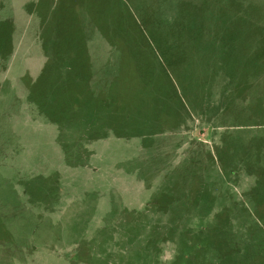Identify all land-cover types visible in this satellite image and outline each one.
I'll list each match as a JSON object with an SVG mask.
<instances>
[{"label": "rangeland", "instance_id": "rangeland-1", "mask_svg": "<svg viewBox=\"0 0 264 264\" xmlns=\"http://www.w3.org/2000/svg\"><path fill=\"white\" fill-rule=\"evenodd\" d=\"M0 264H264V0H0Z\"/></svg>", "mask_w": 264, "mask_h": 264}, {"label": "trees", "instance_id": "trees-1", "mask_svg": "<svg viewBox=\"0 0 264 264\" xmlns=\"http://www.w3.org/2000/svg\"><path fill=\"white\" fill-rule=\"evenodd\" d=\"M52 59L51 60H49L47 63H46V69L47 70H49V71H51L52 70V68L54 67L53 66V64H56L57 65V58H54L53 56L51 57ZM71 72H72V70H70ZM73 73V72H72ZM72 76H74V77H77V75L75 74V73H73V75ZM51 84V83H50ZM52 85V84H51Z\"/></svg>", "mask_w": 264, "mask_h": 264}]
</instances>
